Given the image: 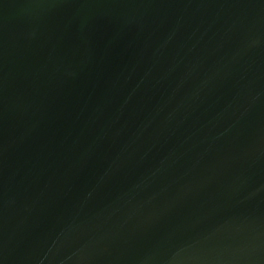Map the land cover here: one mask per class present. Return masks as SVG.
<instances>
[{
    "label": "water",
    "instance_id": "95a60500",
    "mask_svg": "<svg viewBox=\"0 0 264 264\" xmlns=\"http://www.w3.org/2000/svg\"><path fill=\"white\" fill-rule=\"evenodd\" d=\"M0 264H264V0H0Z\"/></svg>",
    "mask_w": 264,
    "mask_h": 264
}]
</instances>
